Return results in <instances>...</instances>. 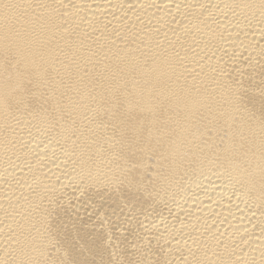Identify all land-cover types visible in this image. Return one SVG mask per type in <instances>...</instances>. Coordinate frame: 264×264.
Returning <instances> with one entry per match:
<instances>
[{
  "label": "bare ground",
  "instance_id": "obj_1",
  "mask_svg": "<svg viewBox=\"0 0 264 264\" xmlns=\"http://www.w3.org/2000/svg\"><path fill=\"white\" fill-rule=\"evenodd\" d=\"M0 264H264V0H0Z\"/></svg>",
  "mask_w": 264,
  "mask_h": 264
}]
</instances>
